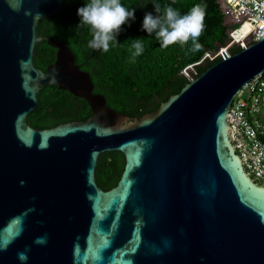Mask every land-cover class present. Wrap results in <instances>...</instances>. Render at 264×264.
<instances>
[{
  "label": "water",
  "instance_id": "1",
  "mask_svg": "<svg viewBox=\"0 0 264 264\" xmlns=\"http://www.w3.org/2000/svg\"><path fill=\"white\" fill-rule=\"evenodd\" d=\"M61 4L0 0V264H264V187L242 171L226 123L264 72V36L131 120L92 93L60 42L46 38L55 59L34 67L36 25ZM44 86L83 99L92 117L29 127ZM112 151L124 166L102 191L96 162Z\"/></svg>",
  "mask_w": 264,
  "mask_h": 264
},
{
  "label": "trees",
  "instance_id": "2",
  "mask_svg": "<svg viewBox=\"0 0 264 264\" xmlns=\"http://www.w3.org/2000/svg\"><path fill=\"white\" fill-rule=\"evenodd\" d=\"M88 0H62L60 10L47 18L40 19L36 33L43 38L34 49L32 63L35 68L45 72L53 63L56 50L45 39L52 38L66 46L74 58V65L87 73L93 86L92 93L101 95L107 107L117 114L131 120L156 112L168 99L180 92L191 79L197 78L207 68L220 60H212L218 51L228 43L227 26L217 0H121L129 8H135V19L131 26H123L117 36L118 45L110 46L107 53L94 51L87 47L91 39L86 26L78 27V9ZM163 6L169 4L182 15L195 4H206L205 31L199 42L203 45L200 52H191V41L183 47L179 44L167 49L160 47L155 36L142 31L145 13L156 15L153 3ZM142 39L145 43L144 54L133 63L131 41ZM241 50L237 45L228 47L227 53L236 54ZM191 70V71H190ZM188 72V75L185 73ZM37 108L30 112L25 123L37 130L52 129L73 122H85L92 117L89 105L81 98L71 95L56 86H44L37 94ZM124 166L120 152H103L96 162L94 178L96 185L107 191L115 187ZM256 183V182H255ZM258 186L262 185L260 182Z\"/></svg>",
  "mask_w": 264,
  "mask_h": 264
},
{
  "label": "built area",
  "instance_id": "3",
  "mask_svg": "<svg viewBox=\"0 0 264 264\" xmlns=\"http://www.w3.org/2000/svg\"><path fill=\"white\" fill-rule=\"evenodd\" d=\"M220 1L229 39L228 46L218 51L221 58L228 47L244 48L264 36V0ZM226 117L229 142L242 171L264 185V72L240 88Z\"/></svg>",
  "mask_w": 264,
  "mask_h": 264
},
{
  "label": "clouds",
  "instance_id": "4",
  "mask_svg": "<svg viewBox=\"0 0 264 264\" xmlns=\"http://www.w3.org/2000/svg\"><path fill=\"white\" fill-rule=\"evenodd\" d=\"M152 5L156 15L145 13L142 31L150 37L154 35L163 49L176 44L183 47L191 41V52L202 50L199 39L205 31L206 4L197 3L183 15L169 4L162 6L154 2ZM77 15L80 18L78 27L86 26L91 35L87 47L107 53L110 46L118 45L116 38L123 31V26H131L135 8L125 7L121 0H88L85 6L78 9ZM130 41V60L134 63L137 57L144 54L145 43L142 39Z\"/></svg>",
  "mask_w": 264,
  "mask_h": 264
},
{
  "label": "rangeland",
  "instance_id": "5",
  "mask_svg": "<svg viewBox=\"0 0 264 264\" xmlns=\"http://www.w3.org/2000/svg\"><path fill=\"white\" fill-rule=\"evenodd\" d=\"M217 2L219 3V5H220V3H221V1L220 0H217ZM227 36H228V33H227ZM229 40V39H228ZM229 42V41H228ZM228 44L229 43H227V45L226 46H228ZM225 48V47H224ZM224 48H222V49H224ZM216 56H218V53L216 54V55H214V56H211V57H209L208 59H210L211 60V58L213 57H216ZM191 71V70H190ZM186 75H188V72L187 73H185ZM228 134V133H227ZM232 149V148H231ZM255 184H258V182H256ZM261 187H264V186H262V185H260Z\"/></svg>",
  "mask_w": 264,
  "mask_h": 264
},
{
  "label": "bare ground",
  "instance_id": "6",
  "mask_svg": "<svg viewBox=\"0 0 264 264\" xmlns=\"http://www.w3.org/2000/svg\"><path fill=\"white\" fill-rule=\"evenodd\" d=\"M245 177V176H244ZM263 190V189H262ZM264 191V190H263Z\"/></svg>",
  "mask_w": 264,
  "mask_h": 264
}]
</instances>
